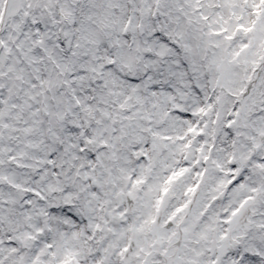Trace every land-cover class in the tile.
<instances>
[{
  "label": "snow or ice",
  "instance_id": "snow-or-ice-1",
  "mask_svg": "<svg viewBox=\"0 0 264 264\" xmlns=\"http://www.w3.org/2000/svg\"><path fill=\"white\" fill-rule=\"evenodd\" d=\"M0 264H264V0H0Z\"/></svg>",
  "mask_w": 264,
  "mask_h": 264
}]
</instances>
